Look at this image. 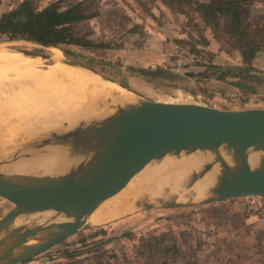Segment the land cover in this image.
Wrapping results in <instances>:
<instances>
[{
  "label": "water",
  "instance_id": "95a60500",
  "mask_svg": "<svg viewBox=\"0 0 264 264\" xmlns=\"http://www.w3.org/2000/svg\"><path fill=\"white\" fill-rule=\"evenodd\" d=\"M226 70L240 71L202 66L186 72ZM134 71L182 86L191 84L173 69ZM125 90L135 100L122 104L107 100L99 117L72 127L64 122L60 130L47 131L37 139L0 138L6 142L0 157V200L9 205L0 217V264H23L80 234L89 228L83 223L85 215L117 196L121 185L149 164L170 158L201 155L204 161L185 175L175 191L167 188L159 198L134 200L131 213L264 198V108L227 110L147 100ZM55 154L61 161L49 173L42 170L43 162ZM19 164L37 168L7 171ZM199 185L204 186L197 196ZM47 214L52 216L40 222L39 217Z\"/></svg>",
  "mask_w": 264,
  "mask_h": 264
},
{
  "label": "rangeland",
  "instance_id": "374dc122",
  "mask_svg": "<svg viewBox=\"0 0 264 264\" xmlns=\"http://www.w3.org/2000/svg\"><path fill=\"white\" fill-rule=\"evenodd\" d=\"M23 1L0 0V14L17 8ZM31 1L35 8L40 9L51 4L67 7L82 0ZM215 1L241 4L237 5V8H240L241 25L246 32L252 33L250 39L261 48L251 66L252 72L256 74H250L264 80V0H185L181 4H170L169 0H98L100 15L78 24L76 31L101 47H67L66 50L70 53L57 49L66 59L93 70L147 100L198 103L227 110L264 108V81L240 80L234 76L236 71H231L222 78L220 76L225 71L186 72L190 68L202 66L238 70L245 67L239 51L233 47L231 40L234 39L225 33L226 22L233 26L236 19L229 15L220 18L214 9L205 8L206 21L210 23L207 25L195 11L196 3L211 4ZM180 40H186L188 43L181 44L178 42ZM0 42L11 44L12 49L24 51L29 56H51L55 51L29 42H9L6 36L0 37ZM176 47L195 54L201 59V63L186 64L184 58L177 56ZM193 48L202 51V54L192 51ZM48 65L53 67L54 62L46 61L43 69ZM136 69L177 70L190 79L191 84L182 86L155 77L142 76L134 71ZM205 73H208L209 77H206ZM3 95L7 102L0 105V116L8 117L9 121H6V124L1 120L0 122L9 128L5 135L16 138L21 129L33 126L27 115L36 118L38 110L35 104L31 105L32 100L25 91L18 93V85L17 88L11 87L3 92ZM38 123L36 131L38 129L40 132L34 135L36 139L46 131L60 130L62 124L45 128L40 125L41 122ZM231 201L233 203L229 212L233 220H236L233 227H227L230 222L227 224L225 220L222 226L219 223L218 229L198 224L194 236L204 239L203 253L209 259H215L212 255L208 256L210 238L215 235L224 239L225 243L220 244L221 252L218 257L225 256V261H216L214 264H225L230 260H233L234 264H264L261 260L264 258V198ZM201 207L143 210L134 213L131 211V214L128 213L118 220L88 228L23 264H91L110 257L120 263L142 264L139 247L143 237L157 234L160 227L169 224V218L199 212ZM8 208L9 205L0 200V217ZM186 209L190 210L184 211ZM191 217L186 218L188 220ZM242 217L246 218L242 220ZM195 239L186 237L188 244H193ZM158 253L159 251L154 256L159 260L158 264H190L193 261V258L186 255L187 259L176 257L168 263H163L168 257ZM198 262L203 264L200 260Z\"/></svg>",
  "mask_w": 264,
  "mask_h": 264
},
{
  "label": "bare ground",
  "instance_id": "6f19581e",
  "mask_svg": "<svg viewBox=\"0 0 264 264\" xmlns=\"http://www.w3.org/2000/svg\"><path fill=\"white\" fill-rule=\"evenodd\" d=\"M10 46L11 44L0 42V84H2L0 86L2 97L0 105L7 102L3 99L5 97L3 92L10 90L11 87L17 88L18 85V93L22 94L25 91L32 100L31 105L35 104L38 110L36 118H30L29 114L27 115L33 126L25 130L21 129L19 136L16 137L18 140L36 139L34 135L40 132L38 129L36 131L37 126H39L38 121L45 128L60 126L58 123L64 122L72 127L81 120L99 117L101 104L107 100H111L114 104L135 100L133 94L93 70L82 65L80 66L88 70L71 66L68 59L57 48L50 47L55 50L54 55L49 59L42 60L40 57L29 56L24 51L12 49ZM48 60L54 62L53 67L48 65L47 68L43 69ZM0 120L6 124L9 118L0 116ZM2 123V126L0 125V138H3L9 131V128L4 127ZM10 143V141L7 142V144ZM5 145L6 142L0 140V157L3 155ZM46 160L43 162L44 165L40 167L49 173L61 161V157L59 154H55ZM203 161V156L194 155L182 160L170 158L161 163L149 164L128 184L121 185L122 190L117 196L99 204L88 216L85 215L83 223L89 228H93L118 220L133 210L132 203L134 200L159 198L167 188L175 191L185 175L200 167ZM36 168L37 166L19 164L8 167L7 171L22 173L30 172ZM200 186L204 185L197 187L199 189L197 196L201 194ZM50 216L52 215H41L39 217L40 222L48 220Z\"/></svg>",
  "mask_w": 264,
  "mask_h": 264
},
{
  "label": "trees",
  "instance_id": "16d2710c",
  "mask_svg": "<svg viewBox=\"0 0 264 264\" xmlns=\"http://www.w3.org/2000/svg\"><path fill=\"white\" fill-rule=\"evenodd\" d=\"M97 1L98 0H82L67 7H62L58 4H51L37 9L31 0H24L17 8L0 14V37L6 36L8 41H25L45 47L60 48L63 49L65 53H70L66 48L71 46H79L82 48L101 47L91 40L79 35L76 31V26L78 24L89 21L100 15ZM169 1L170 4L173 2L181 4V2H184L185 0ZM239 4L237 2L233 3L227 1H215L211 4L200 5L196 3L197 6L195 11L200 15L203 21L207 23V25H210V23L206 21L207 17L204 12L205 8L209 10L214 9L220 18L229 15L233 16V19H236L233 26L226 22L227 29L225 33L234 39L231 40L233 47L239 51L245 67L243 70L236 71L234 76L243 81H249L252 79L261 80L259 77L250 74L253 70L251 67L252 61L259 55L261 48L254 42V40L250 39V36H253L251 35L252 33L246 32V29L241 25L240 8H237V5ZM178 42L181 44L188 43L186 40H180ZM192 51L197 54H202V51L194 48ZM230 72L231 71L226 70L220 77L222 78L225 74H230ZM204 75L209 77L208 73H205ZM261 81L263 82L264 80ZM232 203V201L214 203L202 206L198 210L199 212H192L191 214L184 213L178 218H169V224H165L164 226L166 229L162 226L159 228L157 234L153 233L141 239L139 254L141 256L142 264H158L159 260L154 258L157 251H159L158 254L161 253L168 257L163 263H168L170 259L173 260L176 257L187 259L185 258L186 255H188L189 258H193L194 262L191 261L190 264H202L198 262L199 260L202 261L203 264H214L217 263L216 261L220 262L221 260L225 261V256L218 257V253L221 252L220 244L222 245L225 243L223 238L216 237L215 235L210 238V242H208V256L212 255L215 259H209L203 253L205 246L204 239L201 237L196 238L193 233L198 230V224L218 229L219 223L222 226L224 220L227 224L230 222L227 227H233L236 220H233L232 215H230L229 212ZM189 210L190 209H186L184 211ZM187 215L189 217H194L187 220ZM244 218L246 217H242V220ZM187 236L194 239L196 238L193 244H188L186 240ZM231 241H229V244H231ZM183 244H185V246H183ZM214 248H217V250ZM147 252H149V254H147ZM263 259L264 258L261 260L264 261ZM91 264L125 263H120L116 259L113 261L112 257H110L105 261ZM225 264H234V262L233 260H230Z\"/></svg>",
  "mask_w": 264,
  "mask_h": 264
},
{
  "label": "built area",
  "instance_id": "2783aa9c",
  "mask_svg": "<svg viewBox=\"0 0 264 264\" xmlns=\"http://www.w3.org/2000/svg\"><path fill=\"white\" fill-rule=\"evenodd\" d=\"M176 53L177 56L180 58H184L186 60V64H200L201 59L195 56V54L191 53L190 51H187L185 49H181L176 47Z\"/></svg>",
  "mask_w": 264,
  "mask_h": 264
},
{
  "label": "crops",
  "instance_id": "0c3cea01",
  "mask_svg": "<svg viewBox=\"0 0 264 264\" xmlns=\"http://www.w3.org/2000/svg\"><path fill=\"white\" fill-rule=\"evenodd\" d=\"M52 56H53V54H52L50 57H52ZM50 57H49V58H50ZM49 58H48V59H49Z\"/></svg>",
  "mask_w": 264,
  "mask_h": 264
}]
</instances>
